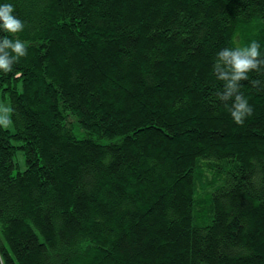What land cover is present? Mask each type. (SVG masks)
<instances>
[{"label": "trees", "instance_id": "1", "mask_svg": "<svg viewBox=\"0 0 264 264\" xmlns=\"http://www.w3.org/2000/svg\"><path fill=\"white\" fill-rule=\"evenodd\" d=\"M12 2L28 54L0 72V264H264V66L243 124L214 67L264 53V0Z\"/></svg>", "mask_w": 264, "mask_h": 264}, {"label": "clouds", "instance_id": "2", "mask_svg": "<svg viewBox=\"0 0 264 264\" xmlns=\"http://www.w3.org/2000/svg\"><path fill=\"white\" fill-rule=\"evenodd\" d=\"M25 28V21L15 12L12 0H0V72L8 73L21 57L28 54V43L15 34ZM215 70L218 79L223 80V87L217 95L221 101H231L230 115L237 124H243L252 114L253 105L244 95L241 82L248 78L253 70L264 66V53L261 43L252 39L244 44L225 46L216 53ZM7 117H0V123H6Z\"/></svg>", "mask_w": 264, "mask_h": 264}, {"label": "rangeland", "instance_id": "3", "mask_svg": "<svg viewBox=\"0 0 264 264\" xmlns=\"http://www.w3.org/2000/svg\"><path fill=\"white\" fill-rule=\"evenodd\" d=\"M0 117H7V122L2 123L5 128L13 130L12 122L9 121V103L8 101H3L1 103V109H0ZM74 134L81 138L83 136V133L78 129L77 126H74ZM14 163L15 168L13 170V174H16L17 172L23 171L25 169V158L22 154V151L17 150L15 156H14Z\"/></svg>", "mask_w": 264, "mask_h": 264}]
</instances>
